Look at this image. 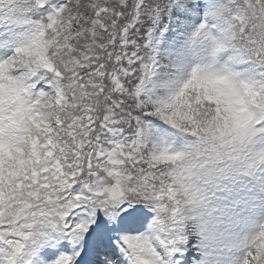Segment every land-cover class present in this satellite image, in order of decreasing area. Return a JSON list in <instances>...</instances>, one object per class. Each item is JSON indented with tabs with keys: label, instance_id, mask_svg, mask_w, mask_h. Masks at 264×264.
<instances>
[{
	"label": "snow or ice",
	"instance_id": "obj_1",
	"mask_svg": "<svg viewBox=\"0 0 264 264\" xmlns=\"http://www.w3.org/2000/svg\"><path fill=\"white\" fill-rule=\"evenodd\" d=\"M0 264H264V0H0Z\"/></svg>",
	"mask_w": 264,
	"mask_h": 264
}]
</instances>
